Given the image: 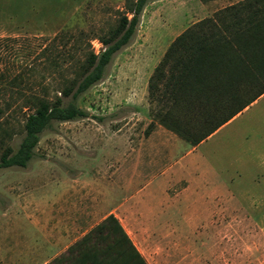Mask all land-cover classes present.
Returning <instances> with one entry per match:
<instances>
[{"label": "rangeland", "instance_id": "rangeland-1", "mask_svg": "<svg viewBox=\"0 0 264 264\" xmlns=\"http://www.w3.org/2000/svg\"><path fill=\"white\" fill-rule=\"evenodd\" d=\"M242 1L148 3L130 43L113 57L103 80L79 98V107L90 117L54 123L41 136L28 167L0 168V211L15 200L39 208L41 194L58 179L71 180L79 172L90 179L105 165L111 171L108 180L119 184L122 143L135 147L159 125L152 116L155 105L149 101L148 82L170 45L195 23ZM125 2L0 0V157L7 147L18 148L25 116L32 112L29 102L61 96L76 76L84 51L99 53L104 48L101 38L117 25ZM63 173L68 177L57 176ZM131 186L137 190L141 182ZM121 195L118 190L113 202ZM263 198L259 194L256 206L236 210L239 220L214 226V232L225 236L208 242L211 247L225 245L224 252H209L218 256L219 264H264ZM250 199L242 193L246 206Z\"/></svg>", "mask_w": 264, "mask_h": 264}, {"label": "crops", "instance_id": "crops-1", "mask_svg": "<svg viewBox=\"0 0 264 264\" xmlns=\"http://www.w3.org/2000/svg\"><path fill=\"white\" fill-rule=\"evenodd\" d=\"M119 172L116 186L107 165L90 179L79 172L49 186L39 208L15 200L0 211V264H51L109 215L147 264H219L209 255L225 251L208 243L222 237L214 226L264 194V94L196 146L161 125L135 147L123 142Z\"/></svg>", "mask_w": 264, "mask_h": 264}, {"label": "trees", "instance_id": "trees-1", "mask_svg": "<svg viewBox=\"0 0 264 264\" xmlns=\"http://www.w3.org/2000/svg\"><path fill=\"white\" fill-rule=\"evenodd\" d=\"M155 0H126L125 12L97 54L84 51L76 76L55 100L34 97L16 150L7 147L0 168L28 167L41 136L54 123L87 119L79 98L105 77L113 57L136 34ZM264 94V0H244L205 18L170 45L148 82L152 116L196 146ZM67 99V102H64ZM154 125V124H152ZM51 264H147L114 215H109Z\"/></svg>", "mask_w": 264, "mask_h": 264}, {"label": "built area", "instance_id": "built-area-1", "mask_svg": "<svg viewBox=\"0 0 264 264\" xmlns=\"http://www.w3.org/2000/svg\"><path fill=\"white\" fill-rule=\"evenodd\" d=\"M98 54V53H97Z\"/></svg>", "mask_w": 264, "mask_h": 264}]
</instances>
